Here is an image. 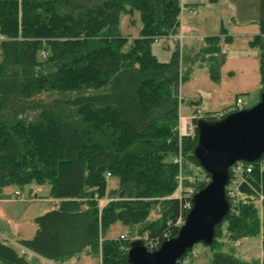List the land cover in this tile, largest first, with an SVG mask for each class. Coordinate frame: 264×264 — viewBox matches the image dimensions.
<instances>
[{
    "label": "trees",
    "instance_id": "1",
    "mask_svg": "<svg viewBox=\"0 0 264 264\" xmlns=\"http://www.w3.org/2000/svg\"><path fill=\"white\" fill-rule=\"evenodd\" d=\"M181 10V0H0V192L49 184L55 201L35 219L34 237L19 242L28 253L53 264L82 256L129 264L131 243L143 239L106 238L117 222L158 246L178 234L177 221L186 215L183 195L210 180L194 156L197 130L183 137L178 132L180 88L192 71H182L174 38L180 34ZM258 11L259 33L249 46L259 50L262 93L264 0ZM135 12L141 29L124 51L129 40L121 20ZM221 35L205 38L202 48L217 83L226 61ZM167 37L176 45L169 61L161 62L151 47ZM180 151L182 195L173 196L180 172L174 158ZM263 164L264 156L252 164L240 186L244 197L217 226L211 264H264L222 250L225 240L261 234L255 201L264 196ZM195 167L208 180L200 181ZM108 173L119 181L110 191ZM104 198L110 201L100 209ZM154 212L159 217L151 219ZM0 264L30 263L0 238Z\"/></svg>",
    "mask_w": 264,
    "mask_h": 264
},
{
    "label": "rangeland",
    "instance_id": "2",
    "mask_svg": "<svg viewBox=\"0 0 264 264\" xmlns=\"http://www.w3.org/2000/svg\"><path fill=\"white\" fill-rule=\"evenodd\" d=\"M215 1L181 0L180 34L174 38L179 40L181 47L182 71L185 72L188 68L192 71L189 79L183 82L180 88L183 102L180 105L179 123L188 120L196 108H199L203 115L214 111H220L217 114H225L235 105L237 99L242 100L243 108L253 107L260 99L259 50L249 46L253 34L259 31L258 25L254 23L258 22L259 0ZM140 26L139 12H135L133 16L122 17L121 31L123 36L129 40L128 44L124 46V51L131 45L132 40L138 37ZM222 28L226 30V35H221ZM181 34L189 37L183 39L180 37ZM219 35H221L220 46L222 52L226 54V61L221 68L220 81L217 83L209 76L205 62L208 56L202 52V48L205 46V38ZM225 36H229L231 41H225ZM174 38L157 39L152 44V53L158 52L157 59L159 61H168L171 58L176 45ZM3 39L0 30V60ZM206 118L208 119V117ZM194 170L200 181L208 180L201 169L195 167ZM118 183L117 178L112 176L108 178V191L116 189ZM32 189H36L38 192L37 197L32 196L34 193ZM16 191H19L21 195L17 196ZM50 193L49 184L38 185L35 183L22 188L6 187L0 192L1 198L10 199L9 202H0V228L7 231L6 236L10 239H3L5 243L19 250L12 242L13 238H17L14 232L18 228L22 239L33 238L37 230L35 219L54 208L55 201ZM173 196H180V194L175 191ZM243 197L240 190L239 201ZM100 201V209H103L110 199L104 198ZM255 204L261 219L260 236L241 239L237 242L225 240V245L222 248L224 252L233 253L245 261L254 259L262 261L264 259V199L260 198L255 201ZM158 217L159 214L154 212L151 219ZM121 236L135 240L142 238H139L137 232L132 235L128 227L120 222L114 224L105 235L110 239H121ZM213 254L214 251L209 246L197 244L188 253L182 264H211ZM26 258L32 262L29 254H26ZM79 259L81 261L76 264H101L100 260L89 256H82ZM79 259L74 258L70 261ZM32 264L35 263L32 262Z\"/></svg>",
    "mask_w": 264,
    "mask_h": 264
},
{
    "label": "water",
    "instance_id": "3",
    "mask_svg": "<svg viewBox=\"0 0 264 264\" xmlns=\"http://www.w3.org/2000/svg\"><path fill=\"white\" fill-rule=\"evenodd\" d=\"M196 130L194 156L210 180L193 195L178 234L153 251L142 240L132 242L127 253L129 264H180L195 245L215 242L217 226L231 212L227 194L231 168L238 162L256 163L264 156V92L253 107L218 119H200Z\"/></svg>",
    "mask_w": 264,
    "mask_h": 264
},
{
    "label": "built area",
    "instance_id": "4",
    "mask_svg": "<svg viewBox=\"0 0 264 264\" xmlns=\"http://www.w3.org/2000/svg\"><path fill=\"white\" fill-rule=\"evenodd\" d=\"M242 105V100L241 99H237L235 105L228 111L225 112L229 113V112H234V111H238L243 109ZM225 114H215L213 115L214 119H218L221 118L222 116H224ZM205 114L203 115L202 112L199 110V108H196L192 115L188 118V120H184L183 122L179 123V127H178V132H179V136L183 137V136H192L194 134V131L196 129V125H195V121L199 120V119H205ZM174 163L177 164L180 168V172L179 175L177 177L178 180V187H177V192L181 194L182 191V186H183V181H184V177L182 174V163H183V155L181 153V151L179 152V154L174 158ZM253 170V166L252 164H247L245 162H238L236 163L232 168H231V179H230V183L227 186V194L229 197V200L232 204H237L239 202V198H240V186L242 184V182L245 180V176L248 173H251ZM111 174H107V178H110ZM197 191L194 189H191L188 193H185L183 196L186 199L185 205H184V209L187 213L189 212V210L191 209V199L193 197V195L196 193ZM17 196H20L19 192L15 193ZM261 200L264 199L263 195H260ZM185 217L182 216L178 219L177 224L178 225H183L184 221H185ZM122 239H126V237L121 236ZM141 239H143L145 246L148 245L149 246V250L153 251L156 250L159 246L156 243H151L147 241V235H144V237H142ZM47 264H53L49 261L46 260Z\"/></svg>",
    "mask_w": 264,
    "mask_h": 264
},
{
    "label": "crops",
    "instance_id": "5",
    "mask_svg": "<svg viewBox=\"0 0 264 264\" xmlns=\"http://www.w3.org/2000/svg\"><path fill=\"white\" fill-rule=\"evenodd\" d=\"M217 1V0H216ZM215 1V2H216ZM194 7V6H193ZM191 11V10H190ZM121 23H122V20H121ZM255 24H257V22H254ZM258 25V24H257ZM120 29H121V24H120ZM140 29H141V26H140ZM140 29H139V32H140ZM258 29H259V27H258ZM121 33H122V31H121ZM258 33H259V31H258ZM258 33H255V34H253V36L254 35H256V34H258ZM123 35V34H122ZM180 37H182L183 39L184 38H188L189 36L188 35H185V34H181L180 35ZM251 40V39H250ZM153 54L156 56V58H158V52H153ZM164 58H165V56H164ZM169 61V60H168ZM161 62H167V61H161ZM258 62H259V60H258ZM181 93V92H180ZM217 112H220V111H217ZM207 113H215V111L214 112H207ZM190 115V114H189ZM32 191L34 192V193H32V196H34V197H37V191H36V189H32ZM16 192H19V191H16ZM15 192V193H16ZM20 193V192H19ZM21 195V194H20ZM2 196H1V194H0V202H9L10 201V199H8V200H6V199H4V198H1ZM17 199H19V198H17ZM10 229H11V227H10ZM9 229V230H10ZM19 228L18 229H16V231L14 232V234L16 235V237L17 238H13L14 240H12V242L19 248V250H17L16 248H14L19 254H29V256H30V258H31V260H32V262L33 263H35V264H47L46 263V260H44L43 258H41V257H39V256H37V255H34V254H32V253H28V250H26L24 247H22L20 244H19V242L21 241V240H28V239H22L21 238V236L19 235ZM7 231L5 230V229H1L0 228V238H2V239H8L7 237L8 236H6L7 234ZM36 233V232H35ZM14 235V236H15ZM34 237V236H33ZM8 240H10V239H8ZM28 260V259H27ZM81 261V259H79V260H76V261H70L69 262V264H76V262H80ZM30 264H32V262H30V260L28 261Z\"/></svg>",
    "mask_w": 264,
    "mask_h": 264
}]
</instances>
